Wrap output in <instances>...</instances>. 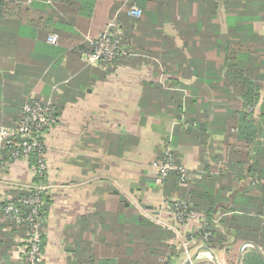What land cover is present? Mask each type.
Here are the masks:
<instances>
[{"label": "trees", "instance_id": "1", "mask_svg": "<svg viewBox=\"0 0 264 264\" xmlns=\"http://www.w3.org/2000/svg\"><path fill=\"white\" fill-rule=\"evenodd\" d=\"M26 1L0 0V17H11L21 11L29 13L28 6L24 4ZM49 1L61 8L66 17L61 21L59 30L55 31L58 39L70 32L75 14L79 18V31L83 32L101 27L102 31L110 19L120 24L119 39L125 46V52L110 65L95 67L112 70L118 66L134 67L147 61L153 66L155 74L162 70L164 74L177 77L164 79L163 84L143 82L141 94L149 112L155 109L157 103L158 109L163 107L175 119L172 143L173 140L188 142V137L198 130L202 135L201 131L207 125L213 132L221 130L223 133L226 152L217 158L226 161L224 168L203 167L205 150L201 148L202 165L198 170H190L192 177L189 180L179 182L176 172L171 170L160 184H154V179L150 183L153 188L161 190L165 202L177 200L186 203L190 210L201 216V223L194 222L191 226L187 240L193 238L205 242L203 235L208 232L205 243L210 248L223 244L225 236L233 232L238 241L226 253L227 264H235L238 245L243 241L253 242L264 249V52L260 51L264 36L247 33L235 25H228L226 33H222L221 26L213 21L218 18L214 0ZM249 2L245 1L243 6L242 1L240 4L236 0H225L226 16L238 19L241 11L237 9L242 6L247 8ZM261 4L264 7V0ZM107 5L110 7L105 11ZM132 5L140 12L136 18L128 16ZM92 15L95 19L90 22L88 18ZM78 49L81 58L94 48L89 42H82ZM192 79L190 86L198 90L188 88L183 82ZM169 82H173L176 90L168 91L165 84ZM203 83L212 90L202 88ZM53 106L58 119V108ZM220 114L225 115L223 121L217 119ZM209 116L214 117L210 122ZM16 122L2 125L12 126ZM111 138L119 140L122 137L105 134L99 137L101 145H107ZM39 140L44 142V137ZM10 148L6 146L0 155ZM164 158L163 150L156 160ZM171 158L175 164H181L173 151ZM10 162L13 163L12 160ZM27 164L29 171L35 167V154L29 155ZM215 171L218 174L213 177L212 172ZM47 176L46 180L42 178L46 184L49 183ZM39 180L31 175L28 183ZM140 183L143 184V181ZM112 190L98 187L99 193L106 197L96 199L92 211L80 216L76 225L67 230L73 244L70 247L74 259L72 263L177 264L179 254L173 232L141 215L118 191ZM32 192L31 188L9 186L0 193V225L7 229V233L3 232L0 237V245L13 248L10 250L12 253L25 244L27 226L4 217L3 199L8 195L18 200ZM49 197L45 191L39 193L43 218L49 210ZM223 202L228 207L220 205ZM15 234L21 237L20 243L11 242L9 237ZM43 248L42 244V253ZM253 253L243 257V264H264V257L255 250Z\"/></svg>", "mask_w": 264, "mask_h": 264}, {"label": "crops", "instance_id": "2", "mask_svg": "<svg viewBox=\"0 0 264 264\" xmlns=\"http://www.w3.org/2000/svg\"><path fill=\"white\" fill-rule=\"evenodd\" d=\"M75 1L79 2V0ZM214 1L217 4L218 18L213 21L215 25L221 26L222 33H226L228 25H235V27L246 30L247 33L264 36V7L260 5L263 0H236L240 4L242 1L243 6L245 1H250L246 4L247 8L242 6L237 9L241 11L238 19L226 16L225 0ZM24 4L28 6L29 13L25 14L21 11L11 17H0V124L16 122L21 115L23 104L30 99L50 100L57 106L59 116L57 125L48 132L46 138L50 153L48 157L49 183L53 185L61 183L62 177L70 175L66 171L69 167L59 170L58 160L54 154H61L64 148L71 145L69 139L79 136V166L81 167L79 168V181H86L84 179L87 178V173L90 171L93 173L92 169L100 167V162L105 161L112 171V178L110 174L105 178L95 176L99 173L94 172L89 176V181L98 179L96 177L103 178V183L108 184V188H111L107 182L110 179L119 182L127 189L128 194L135 196L139 203L141 202L140 204H144L146 210L152 211L154 217L159 218L164 215L170 222L172 219L170 213L167 211L165 213L162 208L165 200L161 190L150 185L154 179V171L146 168V162L157 158L165 144L170 141L173 152L187 169H200L202 161L199 151L201 148L205 150L203 167L207 169L224 168L226 161L217 158L218 155L226 152L221 130L213 132L207 125L201 131L202 135L198 130L188 137V142L173 140L172 143L175 119L170 117L163 107L158 109L157 103H155V109H150L149 112L146 102L141 99V94L143 82L163 84L164 79H176L175 75L164 74L162 70L161 73L155 74L153 66L150 67V65L118 66L110 69L111 71L85 66L82 57L80 58L78 54L79 44L88 43V37L98 33L102 27L99 30L79 31V18L75 14L73 18L75 23L70 28V32L62 39H57L56 44H52L48 37L53 34L57 35L55 31L59 30L61 21L66 20L61 8L59 9L49 0L32 2L27 0ZM109 7L110 5H107L103 8L108 11ZM128 16L137 17L130 12ZM93 18L94 15L88 20L91 22ZM176 39L179 43L178 38ZM263 46H260L261 52H264ZM151 70L156 80L145 79L147 72ZM141 73L146 76L137 80ZM183 82L186 85H192L193 79ZM172 83L165 84L168 86V91L176 90L177 87ZM206 84L203 83L201 87L206 90L209 88L211 91V87L206 88ZM209 98L213 99L210 95ZM218 102L222 103V101ZM224 116L220 114L217 119L223 121ZM209 117L210 122V119L214 117ZM193 127L197 129L196 124ZM147 129L152 134L148 142L140 138L143 135L141 132ZM105 134L110 137L118 135L122 138L119 140L111 138L107 145H101L99 137ZM165 135L167 142L165 141L164 144ZM145 144L146 152L144 153H147V157L142 151ZM132 153L135 156L138 155L139 163L136 168H132L127 162L121 163L122 160L119 158L132 155ZM9 170L8 178H14L9 186L18 187L30 180L28 164L23 161L15 162ZM59 171L64 172L60 175ZM212 174L215 177L218 172L215 171ZM70 176L75 177V174ZM141 181L144 185L140 183ZM96 186V190L93 188L91 191L90 189H79V197L74 195L73 192L76 193V191L66 189L50 194L49 210L43 218L41 227L44 248L39 264H73V253L70 250L73 244L70 242L67 230L76 225L80 216L92 211V205L98 199L96 191L100 184ZM4 189L6 188H0V193ZM115 191H118L121 197L128 201L125 195L114 187L112 192ZM133 191L136 192L133 193ZM71 192L73 194H70ZM93 192L96 193L94 196ZM101 195L106 197V195ZM220 205L228 207L224 205V202ZM6 230L0 225V237L3 232L7 233ZM232 233L229 232V235L225 236L223 244L210 247L211 257L212 259L214 257L216 264H227L226 253L230 246L238 241ZM9 238L12 243L22 241L21 237L16 234ZM11 249L13 248L0 245V264H18L16 259L18 251L12 253ZM254 250L264 257L263 246L248 241L241 242L237 252V258L241 253L239 264H243L244 256L254 254ZM235 264H237V259Z\"/></svg>", "mask_w": 264, "mask_h": 264}, {"label": "built area", "instance_id": "3", "mask_svg": "<svg viewBox=\"0 0 264 264\" xmlns=\"http://www.w3.org/2000/svg\"><path fill=\"white\" fill-rule=\"evenodd\" d=\"M129 12L135 16H139V9L132 5ZM114 20H110L105 28L97 34L88 37V42L94 48L91 53H84L82 61L88 66H107L112 63L120 54L124 53L125 46L120 42L119 34L121 30L117 28ZM57 36L50 35L48 40L52 44L57 43ZM21 118L12 126L0 124V151L11 147L9 150L3 151L0 155V171L3 168L11 167L14 162H28L30 154H35L36 164L30 171V175L40 180L36 183H29L24 186L31 188L33 192L24 195L18 200L5 196L3 199L2 211L6 219L16 224H26L27 233L24 245L18 250L17 259L19 264H39L42 260V232L41 224L43 217L41 216V200L39 193L44 192L46 183V162L44 160V145L39 140L47 131H49L57 123V117L54 114V106L50 100H30L22 106ZM165 158L162 161H154L153 165L159 170L156 183L160 184L166 174L173 170L178 176L181 183L186 182L192 177L189 169L183 164H175L171 158V150H164ZM13 161L11 163L10 161ZM44 179V178H43ZM24 207L26 210H23ZM165 211L172 214L176 224H183L190 219H194L201 223V216L192 210L189 205L177 200H171L164 203L162 207ZM201 226V225H200ZM209 236L208 232L203 235L206 242ZM205 242L202 250L207 253L209 247ZM210 252V251H209Z\"/></svg>", "mask_w": 264, "mask_h": 264}, {"label": "rangeland", "instance_id": "4", "mask_svg": "<svg viewBox=\"0 0 264 264\" xmlns=\"http://www.w3.org/2000/svg\"><path fill=\"white\" fill-rule=\"evenodd\" d=\"M110 20H112V19H110ZM117 26H118L117 27L118 29H121L120 24H117ZM149 65H150V67H152L150 63H147V61H143L141 63H137L136 66L143 67V66H149ZM147 74H148L147 76L144 74L146 76L145 79H153V80L157 79L155 74L153 73V70L148 71ZM144 75L142 73L139 74V78L137 80H139ZM187 87L191 88L193 90L197 89V87H195V86L192 87L190 85H187ZM56 125H57V123H56ZM55 126H53L49 131H52ZM49 131H47L42 136V137H44V142H43L44 156L43 157H44V160L46 162V176L49 173V163H48L49 158L48 157H49L50 153L48 150V144H47V139H46ZM141 133H143V135L140 136L141 140L148 142V139H150V136L152 135L151 131L147 129V130H145V132H141ZM162 140H163V138H162ZM69 141H70L71 145L67 148H64V150L62 151L61 154L55 153L54 157L57 158V160H58L57 165L59 166V170H63V168L69 167L68 170H66L69 172L68 175L69 174L70 175L75 174V177H71L70 175L64 176L60 179L62 182L55 184V185L48 183L46 185V189H45V192L47 193V195L50 196V194L52 192L55 194L57 192H62L63 190L66 189L68 191H76V193L75 192H73V193L75 196L77 195L79 197V191H80L79 189H90V191H91L93 188L95 189V187H97L96 185H98V184H100V187H107L108 184L103 183L104 182L103 178L96 177L98 179L93 178L94 180L91 179V181H89V176L91 174H93L94 172L99 173L95 176H101V177L105 178V177H108L110 174L111 178H112V171L109 169V167H108L109 165L105 164V161H102V163L100 162V167L99 166L95 167L96 169L93 168L92 169V170H94L93 173L91 171L87 173L88 176H86L87 178L84 179L86 181H83V180L79 181V173H80L79 168H81L79 166V161H80L79 160V136H75L73 138H70ZM165 141H166V135L164 137L163 143ZM143 146L144 147L142 148V151L144 153V152H146V148H145L146 144ZM166 149H169V151L170 150L173 151V148H172V145L170 144V141L165 144L162 151L166 150ZM137 156H138L137 154L135 156L132 153V155H126L125 157L120 156L119 158H120V160H122L121 163L127 162L128 164L131 165L132 168L133 167L136 168L137 163H139ZM144 156L147 157V153H144ZM129 157H130V160H128ZM154 161H156V158L151 159L148 163L146 162L145 165H146V168H149V170L151 169L154 171L153 177H154V182L156 183L157 182L156 179L158 177L159 170L156 167H154V165H153ZM62 172H64V171H59V174L61 175ZM9 173H10L9 169H7V171L5 170L4 172L0 171V188H8L9 185H11V183L14 181V178H11L12 180L10 178H8V176H10ZM65 182H68V183L64 184ZM107 182L109 183V185L111 187L110 189L114 190V187H115V189H118L122 193V195H125L126 199L136 207V209L139 211V213L141 215H143L147 219L153 221L154 223L161 225L162 227H165L166 229H169L173 232V234L175 235L174 243L176 246V251L179 254V257L176 259L177 264H213V259L211 257L210 252H209L210 249L207 253L206 252L204 253L202 250L203 244L200 241L193 239V238L191 240H187V238H186V236L189 233H191V231H192L191 228L193 227V223L197 222L196 220L190 219L189 221H186V223H183V224L177 223L176 224L175 220L172 217V214H169L172 218V219H170V222H168L169 219H167V217H165L164 215H161L159 218H156L153 216L152 211L146 210V208L144 207V204H140L141 202L139 203V201L137 200V198L135 196H131L130 194H128L127 189L124 188L123 186H121V184L119 182L113 181L112 179H110ZM27 184H29V183L27 182V183L21 184L19 186H24ZM135 192L136 191H133V193H135ZM73 193L71 192L70 194H73ZM96 193L98 196L97 198H99L100 196L102 197V195L99 194L98 190L96 191ZM96 193H94L93 196ZM104 195L105 194H103V196ZM142 202L146 203V201H142ZM164 203H165V201H163L162 205H164ZM152 205H154V204H152ZM153 209H156V208H153ZM165 213H166V211H165Z\"/></svg>", "mask_w": 264, "mask_h": 264}, {"label": "water", "instance_id": "5", "mask_svg": "<svg viewBox=\"0 0 264 264\" xmlns=\"http://www.w3.org/2000/svg\"><path fill=\"white\" fill-rule=\"evenodd\" d=\"M240 254H241V253L238 254L237 264H239V261H240ZM213 262L216 264V261H215L214 257H213Z\"/></svg>", "mask_w": 264, "mask_h": 264}]
</instances>
